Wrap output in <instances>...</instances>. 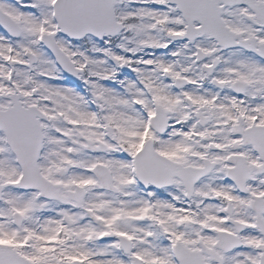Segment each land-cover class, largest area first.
<instances>
[{
	"label": "snow or ice",
	"instance_id": "6c2138e0",
	"mask_svg": "<svg viewBox=\"0 0 264 264\" xmlns=\"http://www.w3.org/2000/svg\"><path fill=\"white\" fill-rule=\"evenodd\" d=\"M0 264H264V0H0Z\"/></svg>",
	"mask_w": 264,
	"mask_h": 264
}]
</instances>
